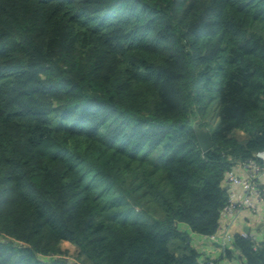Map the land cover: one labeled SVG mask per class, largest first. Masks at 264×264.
Listing matches in <instances>:
<instances>
[{"label":"trees","instance_id":"16d2710c","mask_svg":"<svg viewBox=\"0 0 264 264\" xmlns=\"http://www.w3.org/2000/svg\"><path fill=\"white\" fill-rule=\"evenodd\" d=\"M263 148L264 0H0V264H207Z\"/></svg>","mask_w":264,"mask_h":264},{"label":"built area","instance_id":"2783aa9c","mask_svg":"<svg viewBox=\"0 0 264 264\" xmlns=\"http://www.w3.org/2000/svg\"><path fill=\"white\" fill-rule=\"evenodd\" d=\"M262 177H264V148L256 151L253 157L238 161L225 173L223 181L228 199L221 210V225L225 217H233L241 210L248 208L254 213L259 212L258 200H264V188L259 182ZM220 232L221 230L207 237L213 242H219L224 251L229 249L234 253L239 252V248L235 246V235L229 231H224L222 234ZM192 234L195 233L191 232V238ZM242 235L248 236L247 233ZM259 246L260 244L256 243L255 248ZM203 260H207V264H220L214 259ZM243 260L244 264H250L245 257Z\"/></svg>","mask_w":264,"mask_h":264},{"label":"crops","instance_id":"0c3cea01","mask_svg":"<svg viewBox=\"0 0 264 264\" xmlns=\"http://www.w3.org/2000/svg\"><path fill=\"white\" fill-rule=\"evenodd\" d=\"M260 185L264 188V177L260 180ZM236 189V188H235ZM241 191V190H240ZM259 201V212H252L244 209L233 217H225L222 221L221 234L229 231L235 236L247 233L258 243H264V200ZM192 242L201 253V259H214L220 264H244L243 256L240 252H232L231 256L225 255L224 249L219 242L211 241L207 236L192 234Z\"/></svg>","mask_w":264,"mask_h":264},{"label":"water","instance_id":"95a60500","mask_svg":"<svg viewBox=\"0 0 264 264\" xmlns=\"http://www.w3.org/2000/svg\"><path fill=\"white\" fill-rule=\"evenodd\" d=\"M195 130L202 150L207 151L212 148L214 143L209 132L200 127H196Z\"/></svg>","mask_w":264,"mask_h":264},{"label":"rangeland","instance_id":"374dc122","mask_svg":"<svg viewBox=\"0 0 264 264\" xmlns=\"http://www.w3.org/2000/svg\"><path fill=\"white\" fill-rule=\"evenodd\" d=\"M241 137H244V134L241 135ZM61 248H62V250L68 251L69 254H73V253H75L78 250V247L76 245H74L73 243L69 242V241H64L61 244Z\"/></svg>","mask_w":264,"mask_h":264}]
</instances>
